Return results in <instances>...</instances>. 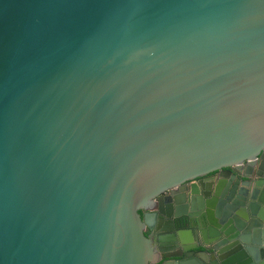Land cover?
I'll return each instance as SVG.
<instances>
[{
    "label": "water",
    "instance_id": "95a60500",
    "mask_svg": "<svg viewBox=\"0 0 264 264\" xmlns=\"http://www.w3.org/2000/svg\"><path fill=\"white\" fill-rule=\"evenodd\" d=\"M258 159L264 0H0V264H264Z\"/></svg>",
    "mask_w": 264,
    "mask_h": 264
},
{
    "label": "flooded vegetation",
    "instance_id": "af4514ba",
    "mask_svg": "<svg viewBox=\"0 0 264 264\" xmlns=\"http://www.w3.org/2000/svg\"><path fill=\"white\" fill-rule=\"evenodd\" d=\"M259 163H260V159L256 160L255 163L245 164L244 169L247 171H252L253 172L252 175H250V177L248 179H245L242 176H237L236 179L231 180V185H230L227 192L229 193L231 190L234 189L235 186H237V188H236L237 193L242 188L244 191H247V193H249V194L253 191V189L260 188V187L256 186V182L259 180L257 175H256V171H257V167H258ZM207 177H208V179L204 180V183L206 184L205 188L202 190V188L200 187V191L202 190L203 192H210L213 194L215 192V187L217 186V181L219 179H221L220 173L219 172H213V173L209 174ZM198 180L199 179H196V180H194V182H196L198 185H200ZM248 183L250 185H248ZM214 184H215V186H214ZM227 188H228V186L226 184L222 191L227 190ZM260 190H264V187H261ZM203 192L201 194L203 196L204 201L206 202L207 201L206 199H208V198L203 194ZM168 195H169V193H167L163 197L166 198V196H168ZM170 197H172V199H173L172 205H173L174 211L177 209V206L178 207H184V205H187L188 210H190L191 212L202 213V211L200 209H198L197 211L193 210L191 200H188L185 198V200L183 202L177 203L176 200H174V198L176 196H170ZM159 203L160 202L158 201L156 210H153L154 212H157L159 210ZM163 205H164L163 209L165 211H167L168 203L165 200L163 202ZM164 218H165V216H164ZM156 221H157V223H156L155 232L151 233V231L146 230V233H147V235H153L157 241H159V238L161 237L162 242H164V240H167L168 236L176 235V237H178L179 231H181V230H192L193 233H200L203 229H206L207 226L209 225V222L206 219H204L203 217H201V215H198V217H195L194 220L189 221L187 223H185L182 220L181 222L179 221L178 224L174 223V225H172L170 227L163 225L161 228H159L160 222H159V220H156ZM177 243H180V242L177 240ZM196 243H197V241H196ZM197 244H199V242ZM174 251L177 252L178 248H174ZM189 259H191V257ZM209 261H211V259Z\"/></svg>",
    "mask_w": 264,
    "mask_h": 264
},
{
    "label": "crops",
    "instance_id": "0c3cea01",
    "mask_svg": "<svg viewBox=\"0 0 264 264\" xmlns=\"http://www.w3.org/2000/svg\"><path fill=\"white\" fill-rule=\"evenodd\" d=\"M230 243V242H229ZM229 243H227L228 245H229ZM227 244H225V245H227Z\"/></svg>",
    "mask_w": 264,
    "mask_h": 264
}]
</instances>
